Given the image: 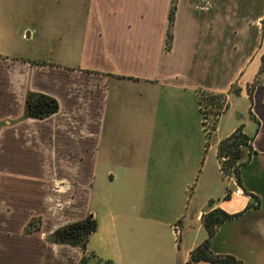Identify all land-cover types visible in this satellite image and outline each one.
<instances>
[{
	"label": "crops",
	"instance_id": "1",
	"mask_svg": "<svg viewBox=\"0 0 264 264\" xmlns=\"http://www.w3.org/2000/svg\"><path fill=\"white\" fill-rule=\"evenodd\" d=\"M12 1L0 0V48L12 42L37 39L36 30H30L28 25L6 28L18 13ZM171 1L100 0L103 4L98 3L89 12L87 4H81L86 18L82 29L75 31L84 35L82 51L87 46L88 29H94L97 37H102L104 44L99 46V38L94 53L100 65H136L125 63L128 58L139 59L140 63L142 59L141 64L148 65L159 59L162 65L174 67L176 73L172 75L153 77L112 71L99 75L95 90L90 91L87 77L85 83L73 86L76 77L64 69L31 64L28 59L39 57L37 53L0 51V264H79L80 249L56 243L51 236L62 223L68 225L66 220L74 215H89L87 198H81L75 209L71 203L63 206L56 203L57 192L51 179H83L85 184L81 182L72 192L87 194L91 169L97 165L105 144L108 146L112 141L111 132L119 126L107 123L103 116L111 96L120 95L118 79L142 77L156 85L172 81L184 85L187 78L182 67H178L191 65L200 69L196 76L213 74L205 86L196 84V98L200 93L223 97L225 109L218 117L213 145L221 180L227 177H222L219 170L217 143L241 127L249 139V150L244 153L248 154L247 166L257 162L251 172L254 181L244 177L243 168L242 181L233 183L230 179L233 189L225 188L215 203L209 201L206 208L205 203L187 202L176 207L172 218L94 219L96 231L88 237L87 251L110 264H189L190 253L207 238L203 216L219 209L234 217L215 229L209 239V254L233 257L247 264L243 257L231 252V247L244 246L248 257L254 258L251 264H264V0H175L169 24ZM29 12L32 10H24L23 15L28 16ZM89 15L94 18V25L88 21ZM62 30L68 31L65 27ZM47 42L51 45L45 43V49L56 48L55 39ZM232 88L237 94H233ZM28 94L55 99L58 111L41 120L26 117ZM237 97L248 100V118L254 123L252 133L243 132L244 126L239 125L216 138L230 100ZM255 103L262 114L252 111ZM93 161L94 164L89 163ZM240 185L243 195L233 196L236 186L241 189ZM227 191L230 196L225 200ZM36 217L40 220L37 229L25 233ZM96 237V246L105 248L112 238V254H100L94 245Z\"/></svg>",
	"mask_w": 264,
	"mask_h": 264
},
{
	"label": "rangeland",
	"instance_id": "2",
	"mask_svg": "<svg viewBox=\"0 0 264 264\" xmlns=\"http://www.w3.org/2000/svg\"><path fill=\"white\" fill-rule=\"evenodd\" d=\"M174 1H171L170 6L171 21ZM98 3L103 4L100 0H14L12 5L18 13L15 19H11L8 26L4 24L3 28L5 29V25L7 29L28 25L30 27L27 28L30 30L32 28L36 30L37 39L27 40L25 43L12 42L0 48V51L8 54L37 53L39 57L22 60L28 59L34 65L48 64L56 69H64L66 73L76 77L73 86L85 83L84 77H87V88L90 91L95 90L96 79L102 73L120 70L128 75L134 72L141 76L153 77L157 74L176 73L174 67L162 65L159 59L148 65H143L142 59L141 64L136 58L124 61L136 65L98 64L94 57L97 40L101 38L98 41L99 46L104 43L102 37H97L94 29H88L85 43L87 46L82 51L84 35L75 31L83 27L86 18L85 10L80 5L87 4L89 12ZM28 9L32 10V14L29 12L28 16L26 13L23 15L24 10ZM88 21L92 23L94 18L89 15ZM171 21L168 23L171 24ZM64 27L68 29L65 33L62 30ZM262 29L264 31V19ZM51 38L55 39L56 48L47 50L46 44L51 45L47 42ZM104 40L106 42L105 36ZM181 67L187 78L184 85L174 84L173 81L167 85H156L145 82L142 77L117 80V84H120V95L111 96L105 104L103 116L107 123L113 122L119 126L111 132L112 141L108 142V146L105 144L97 165L95 163L91 169L90 178L87 179L90 183L86 185L88 192L87 194L72 192V189L81 186V182L85 184L83 179L52 178L51 184L57 192L56 203L62 206L71 203L74 208L81 198H87L86 209L89 217L97 220L135 216L148 219L172 218L177 212L176 207L184 206L187 202H195L197 205L205 203L207 208L208 202L215 203L217 196L221 195L225 188L233 189V183H236L234 176L230 175L231 178L227 177L225 180H221L219 176L213 148L215 129L210 134L203 130L199 96L197 99L194 91L196 84L200 87L205 86L213 74L209 77L203 73L196 76L200 70L198 66L178 68ZM248 106L247 98H232L228 110L220 120L216 138L239 125L244 126L243 132L252 133L254 123L248 118ZM252 111L257 114L263 113L257 103L254 104ZM246 151L247 149L243 150L237 164L239 181H242L240 176L243 168L244 177L249 176L252 179L251 172L257 167V162H254L253 166H247ZM89 163L94 164V161ZM109 173L111 178L108 177ZM59 191H65V194ZM72 212L75 211L72 209ZM86 218L84 214L82 216L78 214L66 221L72 224ZM39 221V218H34L25 228V233L36 230ZM96 240L97 237L94 239V245L100 250V254L104 252L112 254L114 246L112 238H109L110 243L106 245L107 251H104L106 248L103 246H96ZM231 252L243 257L247 264L254 262V258L248 257L244 246L231 247Z\"/></svg>",
	"mask_w": 264,
	"mask_h": 264
},
{
	"label": "trees",
	"instance_id": "3",
	"mask_svg": "<svg viewBox=\"0 0 264 264\" xmlns=\"http://www.w3.org/2000/svg\"><path fill=\"white\" fill-rule=\"evenodd\" d=\"M175 2V1H174ZM169 17V22H170ZM237 94L236 90L232 91ZM223 97L213 96L206 93L199 94V112L202 118L203 130L208 134L214 131L218 117L223 113L225 107L222 104ZM58 110V103L55 99L41 94H28L25 99V116L32 119H44ZM209 121V123H208ZM249 150V139L238 127L227 138L219 141L216 146V158L219 163V170L222 177L234 176L239 183L237 164L243 155V150ZM230 192L227 191L224 199L228 200ZM219 209L207 212L202 219L203 228L207 238L196 247L189 257V264L197 262H209L214 264H241L233 257H213L209 254V239L215 229L223 222L233 218ZM96 230V222L92 217L81 222L65 225L56 229L52 238L54 242L78 247L81 251L79 264H110L108 261L102 262L96 256L87 251V241L91 233Z\"/></svg>",
	"mask_w": 264,
	"mask_h": 264
},
{
	"label": "built area",
	"instance_id": "4",
	"mask_svg": "<svg viewBox=\"0 0 264 264\" xmlns=\"http://www.w3.org/2000/svg\"><path fill=\"white\" fill-rule=\"evenodd\" d=\"M232 195L235 196V197H239V196L243 195V192L241 191V189L239 187L236 186V188L234 189Z\"/></svg>",
	"mask_w": 264,
	"mask_h": 264
}]
</instances>
